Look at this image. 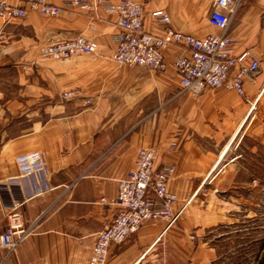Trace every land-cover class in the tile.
Masks as SVG:
<instances>
[{"label": "crops", "instance_id": "0c3cea01", "mask_svg": "<svg viewBox=\"0 0 264 264\" xmlns=\"http://www.w3.org/2000/svg\"><path fill=\"white\" fill-rule=\"evenodd\" d=\"M132 1L144 7L147 33L164 34L149 18L155 10H165L177 32H217L208 22L213 0ZM235 16L233 51L253 49L260 70L244 79V96L210 89L195 98L178 95L177 48L165 49L164 71L116 63L112 15L46 18L28 11L21 20H0V182L19 178L27 200L18 211L33 225L11 254L0 249V264H87L96 235L117 213L100 199L117 196L139 148L158 149V165L175 167L168 190L177 197L174 210L183 211L169 228L146 221L109 247L105 264H226L220 228L237 221V199L222 190L221 174L237 160L229 156L243 136L240 126L264 103V0H242ZM78 36L94 40L98 52L64 62L40 56L41 45ZM30 154L42 156L41 168L23 176L18 158ZM246 183L235 180L230 188ZM6 227L0 203V232Z\"/></svg>", "mask_w": 264, "mask_h": 264}, {"label": "built area", "instance_id": "2783aa9c", "mask_svg": "<svg viewBox=\"0 0 264 264\" xmlns=\"http://www.w3.org/2000/svg\"><path fill=\"white\" fill-rule=\"evenodd\" d=\"M0 0V20L5 24L21 20L28 11H36L43 17L57 18L64 14L83 12L90 17L98 13L115 17L118 33L113 36L115 53L113 60L130 68L144 66L164 71V51L169 47L179 49L174 59V68L179 76V96H199L210 89H222L244 96V79L252 78L260 70V59L253 49L238 54L233 51L236 39L229 28L235 19L242 0H213L208 13L209 24L217 31L205 38H196L171 27V18L164 10L150 12L151 18L164 27L158 36L144 30V7L132 0H63L54 4L51 0ZM98 44L84 36L76 39L49 42L39 47L40 56L56 62H63L81 55L93 56ZM89 104V101H86ZM173 143L168 150L173 149ZM167 150V151H168ZM159 150L139 148L135 167L126 173L117 184V196L100 203L114 205L117 213L111 224L96 235L92 255L87 264H105L111 245L122 244L136 234L146 221H165L169 228L183 211L174 210L177 200L169 192L168 184L175 172L173 165L159 166ZM21 174L39 170L42 156L25 155L18 158ZM20 180L11 177L0 182V203L5 212L6 228L0 232V249L8 256L33 232V225L25 224L18 209L25 204L19 192Z\"/></svg>", "mask_w": 264, "mask_h": 264}, {"label": "rangeland", "instance_id": "374dc122", "mask_svg": "<svg viewBox=\"0 0 264 264\" xmlns=\"http://www.w3.org/2000/svg\"><path fill=\"white\" fill-rule=\"evenodd\" d=\"M207 1L200 0V3L206 4ZM82 56L86 55L79 57ZM239 131L243 136L229 156L237 157V160L221 174L225 178L222 190L237 199V213H234L237 221L233 219L220 228L227 234L222 238L224 262L264 264V249L261 247L264 241V103L252 107ZM235 180L248 184L230 188Z\"/></svg>", "mask_w": 264, "mask_h": 264}, {"label": "trees", "instance_id": "16d2710c", "mask_svg": "<svg viewBox=\"0 0 264 264\" xmlns=\"http://www.w3.org/2000/svg\"><path fill=\"white\" fill-rule=\"evenodd\" d=\"M261 247H262V249H264V241L262 242Z\"/></svg>", "mask_w": 264, "mask_h": 264}]
</instances>
